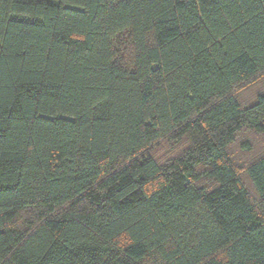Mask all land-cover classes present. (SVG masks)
<instances>
[{"label":"trees","instance_id":"trees-1","mask_svg":"<svg viewBox=\"0 0 264 264\" xmlns=\"http://www.w3.org/2000/svg\"><path fill=\"white\" fill-rule=\"evenodd\" d=\"M261 79L264 0H0V264H264Z\"/></svg>","mask_w":264,"mask_h":264},{"label":"rangeland","instance_id":"rangeland-1","mask_svg":"<svg viewBox=\"0 0 264 264\" xmlns=\"http://www.w3.org/2000/svg\"><path fill=\"white\" fill-rule=\"evenodd\" d=\"M264 79L259 80L253 86L247 87L243 92H241L240 97L242 98L244 103H250L255 99V96L258 92L264 91ZM249 139L255 144L256 151L255 152H243L239 146L234 147L233 152L237 159L243 162H247L253 159L261 150L262 143H258L260 140H264V137L247 135Z\"/></svg>","mask_w":264,"mask_h":264}]
</instances>
